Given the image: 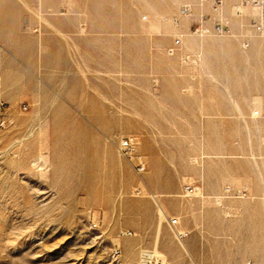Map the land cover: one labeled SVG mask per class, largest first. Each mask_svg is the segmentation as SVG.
<instances>
[{
  "label": "rangeland",
  "instance_id": "obj_1",
  "mask_svg": "<svg viewBox=\"0 0 264 264\" xmlns=\"http://www.w3.org/2000/svg\"><path fill=\"white\" fill-rule=\"evenodd\" d=\"M200 1L0 0V264H264L259 11Z\"/></svg>",
  "mask_w": 264,
  "mask_h": 264
},
{
  "label": "built area",
  "instance_id": "obj_2",
  "mask_svg": "<svg viewBox=\"0 0 264 264\" xmlns=\"http://www.w3.org/2000/svg\"><path fill=\"white\" fill-rule=\"evenodd\" d=\"M224 1L225 0H211L212 4L216 7H220L221 5H223ZM242 3L249 4L259 9V14L257 16H252L250 18V27L257 34L264 33V0H242ZM192 10L193 8L190 4L183 6L181 8L179 17L178 16L175 17V21L179 22V18L181 15H191ZM234 11L236 12L238 16L242 15V11L238 7L234 6ZM193 27H194V33L197 35H205V34H211V33L233 34V30L231 27V21L229 20V18L225 20L218 18L212 26H208L203 21H200L194 24ZM240 36L243 41L248 40L247 34L243 33V34H240ZM181 44H182V39L180 37H177L173 41V43L167 47V52L170 55H174L178 51ZM136 144H137V140L135 139L134 136H124L120 139L118 148H119V151L124 156H126L132 161L134 167L138 171L141 172L146 168V162L143 159L142 155L137 153ZM195 190L196 188L193 185H189L186 187V191L189 194H192L193 192H195ZM178 223H179V219L176 216L171 217L169 220V225L172 231L174 232V234L178 238H183L185 235V232H182L178 229L177 227ZM132 234H133L132 230H122L120 232L121 236H127V235H132ZM115 251L118 252L119 248H116ZM140 264H161V262L159 261L158 258H155L154 256H152V254H147V256H145L141 260Z\"/></svg>",
  "mask_w": 264,
  "mask_h": 264
},
{
  "label": "bare ground",
  "instance_id": "obj_3",
  "mask_svg": "<svg viewBox=\"0 0 264 264\" xmlns=\"http://www.w3.org/2000/svg\"><path fill=\"white\" fill-rule=\"evenodd\" d=\"M225 2V1H224ZM243 4H245V3H243ZM205 3H204V0H201L200 1V6H202V7H206L207 6V8L209 7V5L210 4H206L205 6ZM216 7V6H215ZM210 8V7H209ZM249 8L251 9H253L254 11H259V9H257L256 7H253V6H251V5H245L244 6V10H246V11H248L249 10ZM251 9V10H252ZM223 10H224V4L223 5H221L220 7H216V8H212V12L213 13H215V14H218V15H222L223 14ZM251 12H253V11H251ZM258 14H259V12H258ZM258 14H256L255 16H257ZM179 23V22H178ZM240 23H241V21H240ZM180 27V26H179ZM187 28V26L186 25H183V26H181V30H183L184 31V29L183 28ZM180 29V28H179ZM174 30V29H173ZM186 34H188V32L186 31ZM262 34H264V33H262ZM189 36H191V34H188ZM180 36V35H179ZM189 41L191 42V44H194L195 43V38H193V37H190L189 38ZM217 201L218 202H221V200H220V198H218L217 199Z\"/></svg>",
  "mask_w": 264,
  "mask_h": 264
}]
</instances>
